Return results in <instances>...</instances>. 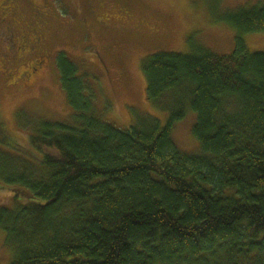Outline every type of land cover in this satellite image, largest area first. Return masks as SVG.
<instances>
[{
    "label": "trees",
    "instance_id": "1",
    "mask_svg": "<svg viewBox=\"0 0 264 264\" xmlns=\"http://www.w3.org/2000/svg\"><path fill=\"white\" fill-rule=\"evenodd\" d=\"M222 22L235 31L232 54L197 46L142 62L164 126L151 116L126 130L105 121L62 53L67 119L24 126L40 157L9 139L0 119L9 264H264V52L243 40L264 32V0L228 10ZM189 110L194 155L171 136Z\"/></svg>",
    "mask_w": 264,
    "mask_h": 264
},
{
    "label": "rangeland",
    "instance_id": "2",
    "mask_svg": "<svg viewBox=\"0 0 264 264\" xmlns=\"http://www.w3.org/2000/svg\"><path fill=\"white\" fill-rule=\"evenodd\" d=\"M261 1L29 0L30 10L22 9L15 17L14 32L32 37V42L40 40L32 46L34 52H24L16 59L5 51L10 36L0 11V119L4 134L40 157L29 144L25 124L33 117L52 122L67 119L70 110L56 66L59 53L77 66L78 77L90 85L105 121L126 130L137 117L151 116L164 126L167 114L147 100L142 62L156 53L188 54L197 46L216 55L232 54L235 31L222 18L228 10ZM243 40L249 52H264V32L245 35ZM195 122L196 115L189 110L171 132L175 146L192 155L199 153L192 135ZM10 197L7 190L0 189V205H9ZM4 235L1 231L0 264H9L12 256L4 246Z\"/></svg>",
    "mask_w": 264,
    "mask_h": 264
},
{
    "label": "flooded vegetation",
    "instance_id": "3",
    "mask_svg": "<svg viewBox=\"0 0 264 264\" xmlns=\"http://www.w3.org/2000/svg\"><path fill=\"white\" fill-rule=\"evenodd\" d=\"M29 4V0H0V11L4 16V18H2V22L5 24V29H7L6 31L10 36V38H7L6 40L7 47L5 51L10 57L12 56L13 59H16L18 55L24 52L25 54L34 52V47L32 46H34L35 42H38V40H40L38 38L34 42H32L29 41L32 40V37H28L27 39L26 36H20L19 33L14 32L16 20L15 17L21 12L22 9L30 10L31 7ZM33 11L36 12V9H33ZM37 65H39V63H37Z\"/></svg>",
    "mask_w": 264,
    "mask_h": 264
}]
</instances>
